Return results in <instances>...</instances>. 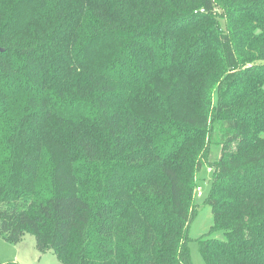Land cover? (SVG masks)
<instances>
[{"label": "trees", "instance_id": "obj_1", "mask_svg": "<svg viewBox=\"0 0 264 264\" xmlns=\"http://www.w3.org/2000/svg\"><path fill=\"white\" fill-rule=\"evenodd\" d=\"M0 47L2 239L191 264L206 163L204 263L264 264V0H0Z\"/></svg>", "mask_w": 264, "mask_h": 264}, {"label": "rangeland", "instance_id": "obj_2", "mask_svg": "<svg viewBox=\"0 0 264 264\" xmlns=\"http://www.w3.org/2000/svg\"><path fill=\"white\" fill-rule=\"evenodd\" d=\"M215 136V134H214ZM218 156V149L213 144L210 148L209 159L213 160ZM197 184L202 189L201 196L194 197L196 213L190 223L188 242L191 264H205L198 249L197 239L207 233L213 224V218L210 206L205 202L210 189L212 179V169L206 163L196 174ZM215 237H221V232H213ZM62 264L53 250H47L43 253L37 251L35 238L30 233H25L19 243L16 245L0 237V264Z\"/></svg>", "mask_w": 264, "mask_h": 264}, {"label": "built area", "instance_id": "obj_3", "mask_svg": "<svg viewBox=\"0 0 264 264\" xmlns=\"http://www.w3.org/2000/svg\"><path fill=\"white\" fill-rule=\"evenodd\" d=\"M195 194H196V196H201L202 195V189H201L200 186H197L195 188Z\"/></svg>", "mask_w": 264, "mask_h": 264}, {"label": "water", "instance_id": "obj_4", "mask_svg": "<svg viewBox=\"0 0 264 264\" xmlns=\"http://www.w3.org/2000/svg\"><path fill=\"white\" fill-rule=\"evenodd\" d=\"M2 50H3V48L0 47V51H2Z\"/></svg>", "mask_w": 264, "mask_h": 264}, {"label": "crops", "instance_id": "obj_5", "mask_svg": "<svg viewBox=\"0 0 264 264\" xmlns=\"http://www.w3.org/2000/svg\"><path fill=\"white\" fill-rule=\"evenodd\" d=\"M18 243H19V242H18ZM18 243H17V244H18ZM15 245H16V244H15Z\"/></svg>", "mask_w": 264, "mask_h": 264}]
</instances>
